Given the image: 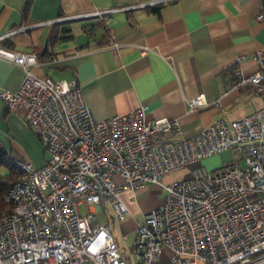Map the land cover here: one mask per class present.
<instances>
[{
  "label": "built area",
  "instance_id": "obj_1",
  "mask_svg": "<svg viewBox=\"0 0 264 264\" xmlns=\"http://www.w3.org/2000/svg\"><path fill=\"white\" fill-rule=\"evenodd\" d=\"M110 11L91 15L104 20ZM10 33L0 36V60L21 67L24 78L15 92L0 90V100L6 111L24 108L44 160L38 167L18 164L20 180L7 190L0 264H264V103L238 120L215 118L188 138L179 137L176 117L148 120L141 105L96 120L74 80L38 77L31 73L33 52L2 45ZM254 65L249 75L234 70L232 88L250 84L263 97L262 51ZM204 103L199 95L187 104L193 110ZM227 150L233 158L227 165L210 172L199 165ZM191 164L187 177L164 184V200L120 251L96 213L120 223L127 215L123 191L135 193Z\"/></svg>",
  "mask_w": 264,
  "mask_h": 264
},
{
  "label": "crops",
  "instance_id": "obj_2",
  "mask_svg": "<svg viewBox=\"0 0 264 264\" xmlns=\"http://www.w3.org/2000/svg\"><path fill=\"white\" fill-rule=\"evenodd\" d=\"M106 9L104 20L91 15ZM85 24L93 25L89 33ZM10 31L2 45L33 52L31 73L38 77L74 80L96 120L141 105L148 120L176 117L179 137L188 138L215 118L238 120L264 103L250 84L232 88L234 70L249 75L256 70L255 53H264V0H0V36ZM53 31L57 39L44 52ZM23 78L21 67L0 60V90L15 92ZM199 95L205 103L192 110L187 103ZM215 100L218 107L211 105ZM23 109L6 111L0 100V136L27 131ZM152 187L119 195L127 206L119 225L125 233L113 239L122 252L143 216L162 203L154 198L146 207L136 204Z\"/></svg>",
  "mask_w": 264,
  "mask_h": 264
},
{
  "label": "rangeland",
  "instance_id": "obj_3",
  "mask_svg": "<svg viewBox=\"0 0 264 264\" xmlns=\"http://www.w3.org/2000/svg\"><path fill=\"white\" fill-rule=\"evenodd\" d=\"M27 128V131L24 132L22 135L20 136H15L13 138H6L4 136H0V142L2 143L3 146H5L6 150L10 151L13 154V156H15V158L17 160H19L18 162H20L19 164H23V162H30L32 165H36V163L38 162H42L43 160V155L44 153L42 152V145L40 144V141L37 139L36 136H34V134L31 132V130ZM230 150L227 151H223V152H216L213 155L210 156H205L201 158L200 164L207 172H210L211 170L215 169V167H221V166H225L228 163H230L231 161H233L232 155L230 154ZM196 166V165H195ZM194 164L189 165L188 167H185L183 169H177L174 172L168 173L167 176L163 179H161V181H159V183H152L155 187H152L151 189L147 190V194H145L144 198L142 201H139L138 207L140 208L141 204L142 206L146 207V205L148 203H150L152 200H154V198H156L157 200H159L160 198L163 199L164 194L166 193L165 188H163L164 184L167 182H172V181H176L179 178H184L186 176L189 175V170L191 169V167H195ZM0 174H6V169L4 167H2V165H0ZM147 186V185H146ZM132 195H134L135 193L131 192L130 190H128ZM164 200V199H163ZM162 200V201H163ZM81 210V209H80ZM82 212V211H81ZM96 217H97V221L96 223L98 224H102L103 222L107 224V226H109L110 231H111V236L113 238H116L118 240L119 237L121 236L122 233H125L122 231L121 226L119 222H115V223H111L110 222V218L108 216V214L105 213H101L98 212L96 213ZM141 216V212L140 214H136L133 216L134 219L138 220L140 219ZM132 233L133 230L128 231V234H126L127 236V240L125 242V245L127 246L128 242L131 243L132 240ZM125 246V247H126ZM160 264V263H159ZM166 264V263H164Z\"/></svg>",
  "mask_w": 264,
  "mask_h": 264
},
{
  "label": "trees",
  "instance_id": "obj_4",
  "mask_svg": "<svg viewBox=\"0 0 264 264\" xmlns=\"http://www.w3.org/2000/svg\"><path fill=\"white\" fill-rule=\"evenodd\" d=\"M28 8V1H26L25 5L21 7L20 13H22V17L25 18L26 16V9ZM95 23H98L100 26H102V23L99 21H96ZM95 25V24H94ZM93 25H90V28H92ZM85 28L87 29V33H89L90 28L89 25L85 24ZM106 30V28H104ZM104 30V32H105ZM56 37V31L51 32L50 36H48V40L46 44H44V52H46L47 47L52 45ZM44 54V53H43ZM6 147L2 145L0 142V165L6 169V174H0V211H9L11 209V206L7 204L4 199L6 194L8 193L7 190L9 187H11L12 183L15 181L20 180V168L18 164L19 160L13 156L11 153V150L8 151L5 149Z\"/></svg>",
  "mask_w": 264,
  "mask_h": 264
}]
</instances>
